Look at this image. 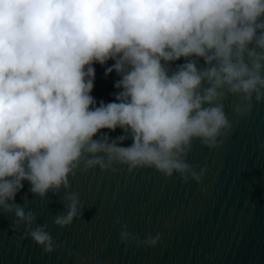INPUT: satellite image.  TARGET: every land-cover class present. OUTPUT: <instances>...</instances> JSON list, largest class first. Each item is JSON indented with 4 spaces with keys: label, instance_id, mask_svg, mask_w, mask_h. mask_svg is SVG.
I'll list each match as a JSON object with an SVG mask.
<instances>
[{
    "label": "clouds",
    "instance_id": "obj_1",
    "mask_svg": "<svg viewBox=\"0 0 264 264\" xmlns=\"http://www.w3.org/2000/svg\"><path fill=\"white\" fill-rule=\"evenodd\" d=\"M110 59L105 73L120 76L119 91L97 107L92 65ZM228 96L238 117L264 101V0H0V211L14 216L12 231L23 226L21 240L51 254L63 245L15 202L23 181L41 199L65 190L60 228L82 217L79 194L68 191L78 169L121 164L200 184L206 168L186 157L193 140L215 149L230 135ZM117 128L115 139L101 134ZM114 223L126 246L161 240Z\"/></svg>",
    "mask_w": 264,
    "mask_h": 264
},
{
    "label": "water",
    "instance_id": "obj_2",
    "mask_svg": "<svg viewBox=\"0 0 264 264\" xmlns=\"http://www.w3.org/2000/svg\"><path fill=\"white\" fill-rule=\"evenodd\" d=\"M113 63L92 65L90 95L97 107L101 101L113 102L119 91L114 84L120 76L105 73ZM182 63L172 62L171 71ZM203 65L200 60L197 67ZM237 102L235 96L223 102L232 131L222 145L208 149L198 139L192 142L186 162L197 172L206 168L200 184L190 178L185 183L177 173L166 178L151 168L129 172L121 164H113L115 173L78 169L69 176L68 191L79 194L82 217L60 228L53 220L66 211L65 190L41 199L23 181L15 202L36 215L33 227L47 224L46 231L63 247L43 253L30 238L20 239L23 226L19 232L11 230L13 215L0 211V264H264V150L259 148L264 143V101L253 99L247 117L233 112ZM102 133L110 140L123 134L120 128ZM131 143L129 138L120 146ZM116 219L141 240L157 234L161 240L154 247L126 246L119 240Z\"/></svg>",
    "mask_w": 264,
    "mask_h": 264
}]
</instances>
